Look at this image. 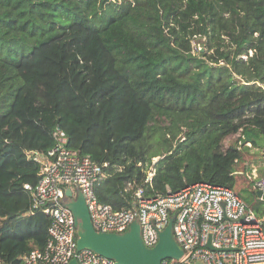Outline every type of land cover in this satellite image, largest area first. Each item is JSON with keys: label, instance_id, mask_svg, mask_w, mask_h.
<instances>
[{"label": "trees", "instance_id": "16d2710c", "mask_svg": "<svg viewBox=\"0 0 264 264\" xmlns=\"http://www.w3.org/2000/svg\"><path fill=\"white\" fill-rule=\"evenodd\" d=\"M57 125L70 147L108 163L95 193L115 208L136 207L138 187L146 198L199 182L231 188L264 144V0H0L6 264L47 239L50 218L24 186Z\"/></svg>", "mask_w": 264, "mask_h": 264}, {"label": "built area", "instance_id": "2783aa9c", "mask_svg": "<svg viewBox=\"0 0 264 264\" xmlns=\"http://www.w3.org/2000/svg\"><path fill=\"white\" fill-rule=\"evenodd\" d=\"M55 143L46 153L35 152L39 177L34 185L25 184L31 193L32 208L50 218L47 239L21 257V264H119L92 249H77V225L67 203L80 191L96 230L123 232L132 221L140 225L145 245L152 247L159 232L172 219V232L182 249L179 258H165L161 264H264V218L255 215L232 188L207 182L194 183L164 195L143 197L138 187V205L115 208L98 200L95 187L107 176V162L68 145L65 131L57 125ZM154 171L146 177L150 181ZM130 182L127 183V186ZM264 192V174L255 182ZM70 188L71 197L65 194ZM0 264H6L0 258Z\"/></svg>", "mask_w": 264, "mask_h": 264}, {"label": "water", "instance_id": "95a60500", "mask_svg": "<svg viewBox=\"0 0 264 264\" xmlns=\"http://www.w3.org/2000/svg\"><path fill=\"white\" fill-rule=\"evenodd\" d=\"M70 196V188L65 189ZM258 199L264 202V192L256 189ZM75 217L77 225V249L89 248L93 251L114 259L119 264H161L165 258H179L182 249L178 245L172 232V219L159 232L158 242L149 247L145 245L140 234L139 222L134 220L129 228L123 232H107L96 230L92 224L87 204L83 194L78 191L75 197L67 203ZM264 218V215L261 216ZM67 264H79L72 258ZM194 264H202L196 261Z\"/></svg>", "mask_w": 264, "mask_h": 264}, {"label": "rangeland", "instance_id": "374dc122", "mask_svg": "<svg viewBox=\"0 0 264 264\" xmlns=\"http://www.w3.org/2000/svg\"><path fill=\"white\" fill-rule=\"evenodd\" d=\"M192 44L194 46V48H198V49H203L202 47L199 46V42L198 40H193ZM252 51H249V54H251ZM247 56L243 55V58L245 59ZM237 136V134L231 135L226 141H225V145L228 144V142H230L231 140L235 139V137ZM247 145H250V143H246ZM259 151V154L257 155L258 159L264 157V144L261 147H250L251 151L256 150ZM157 158H155L156 160ZM263 160V159H262ZM261 160V161H262ZM261 161L259 160V162H254L252 161L251 166L252 169L247 170V168H245L244 163H241L240 166H244V170L240 171L238 170L235 173V181L232 185V189L245 201L249 204V206H251L250 208L253 210V212L255 213V215H257V213L255 212L253 206L254 203L252 202V193L255 189V182L258 180V178L260 177L259 171L257 170L258 165L261 163ZM247 170V171H245ZM75 192L77 193V189H74ZM251 200V201H250ZM258 216V215H257Z\"/></svg>", "mask_w": 264, "mask_h": 264}, {"label": "crops", "instance_id": "0c3cea01", "mask_svg": "<svg viewBox=\"0 0 264 264\" xmlns=\"http://www.w3.org/2000/svg\"><path fill=\"white\" fill-rule=\"evenodd\" d=\"M263 159V160H262ZM262 160V161H261ZM260 161H261V163L258 165V167L259 166H261V167H263L264 168V157H262V158H260ZM259 162V161H258ZM257 162V163H258ZM258 167H257V169H258Z\"/></svg>", "mask_w": 264, "mask_h": 264}]
</instances>
